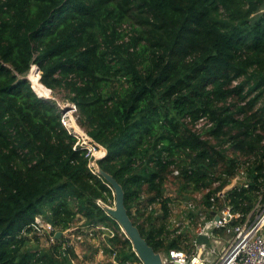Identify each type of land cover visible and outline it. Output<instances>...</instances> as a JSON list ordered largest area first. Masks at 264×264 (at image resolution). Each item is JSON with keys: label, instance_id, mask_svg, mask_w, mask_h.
Masks as SVG:
<instances>
[{"label": "trees", "instance_id": "1", "mask_svg": "<svg viewBox=\"0 0 264 264\" xmlns=\"http://www.w3.org/2000/svg\"><path fill=\"white\" fill-rule=\"evenodd\" d=\"M46 88L106 150L96 163L155 252L191 247L172 211L194 193L228 203L235 223L264 205V0H0V264H71L62 237L29 245L39 219L54 232L106 227L105 253L135 259ZM241 170L246 187L219 196Z\"/></svg>", "mask_w": 264, "mask_h": 264}, {"label": "built area", "instance_id": "2", "mask_svg": "<svg viewBox=\"0 0 264 264\" xmlns=\"http://www.w3.org/2000/svg\"><path fill=\"white\" fill-rule=\"evenodd\" d=\"M71 106L72 108L63 110V112L59 108L61 110V124L76 140L73 149L80 147L86 151V157L89 158L88 168L94 173L93 161L103 158L106 155V150L95 143L79 127L77 116L72 117V113H76V108ZM68 112H70V116H67ZM205 124L206 122L201 119L194 126V129L199 131L201 126ZM206 126L209 127V124ZM177 173V170L173 171V175H177ZM236 177L245 180L242 186L246 187L247 181L242 170ZM222 195L219 193V196ZM201 198V193H194L192 198L184 203V211L180 209L179 220L175 219L177 209L172 211L174 214L172 223L178 227L177 232L184 231V227H187V233H192L193 238L190 243L184 242L186 245H191L189 250H169L167 253H160L162 264H264V205L260 198L254 205L251 214L244 221L236 223L234 221L239 218V215L232 211L228 203L215 206L214 199L211 197L212 205L210 208H206L201 204ZM97 204L102 208L104 206L110 207L100 200H97ZM152 207L154 206H148V210ZM188 210L197 214L196 219L187 216ZM44 224L53 231L55 237L57 232H54L53 227L48 223ZM39 226L40 224L35 227V233L36 230H39ZM77 229L78 233L75 234L71 230L60 232L61 241L64 243L61 246L63 250L73 248L70 243L92 246L96 251L93 252V257L86 264H104V262L106 264H143L136 254L135 259L119 261L116 257L117 253L113 249L110 254L105 253V246L111 249L107 243V237L114 235V232L108 228L103 226L84 227L80 224ZM118 234L126 238L120 227ZM197 237H206L207 243L197 241ZM224 244L226 246L221 250ZM219 249L221 250L220 253L214 258ZM77 257L79 258L78 254Z\"/></svg>", "mask_w": 264, "mask_h": 264}, {"label": "water", "instance_id": "3", "mask_svg": "<svg viewBox=\"0 0 264 264\" xmlns=\"http://www.w3.org/2000/svg\"><path fill=\"white\" fill-rule=\"evenodd\" d=\"M68 109L69 108L66 110ZM93 172L100 176L111 189L114 197L113 206H104L103 209L108 216L118 223L126 238L131 243L132 250L135 252L137 257L143 264H162L160 253L155 252L153 248L148 245L146 240L141 236L139 229L133 224L127 214V210L124 206V192L121 185L115 180V178H113V176L101 170L96 161H93ZM244 182L245 180H241L236 177L220 192V194H224L235 186H241ZM59 236L60 232H57L55 237L57 238ZM197 241L207 243V238L197 237Z\"/></svg>", "mask_w": 264, "mask_h": 264}, {"label": "rangeland", "instance_id": "4", "mask_svg": "<svg viewBox=\"0 0 264 264\" xmlns=\"http://www.w3.org/2000/svg\"><path fill=\"white\" fill-rule=\"evenodd\" d=\"M32 71H37V67L35 65L31 66V68H30V70H29V72H28V74L26 76L27 79H28V75ZM38 73L40 75V72H38ZM29 83H30V86H31V82H29ZM31 88H32V86H31ZM41 98H43L44 100L46 99V100L54 101L58 105V107L60 109H62V112H63V110H66L67 108H72L71 105H73L68 99L65 98L63 93L61 91H58V90L53 92V93L50 91V94L47 95V98L43 97V96ZM75 116H77V111H76V113L75 112L72 113V117L74 118ZM167 185H168V187H167V190L165 191L166 192L165 195H167V196L175 195V191L173 189L174 187L171 188V186L169 184H167ZM112 204H113V202H112ZM112 204L108 205V206L112 207L113 206ZM79 222H81V220H77L76 223H79ZM38 224H40L39 230H36V234H35L37 239H35L33 237L34 235H28V237L32 240V241H29V245L30 246H36V247L37 246L43 247L46 243H50V242H51L52 245H55L54 239H59L60 236L57 237V238L54 237L53 231H51V229H49L47 227V225L44 224V221L42 219L38 220L37 227H38ZM51 237H53V239H51ZM56 244H59V242H57ZM70 246L71 247L73 246V248H71V249L74 252L75 256H77V254L79 256V258L78 257L74 258V257L69 256L71 264H86V262H89L90 259L93 257V250H90V249L88 250L87 249V244L78 245V244L70 243ZM225 246H226V244H224V246H222L221 250H223L225 248ZM40 247H38V248H40ZM221 250L219 249L218 251H216V254L214 255V258L217 257V255L220 253Z\"/></svg>", "mask_w": 264, "mask_h": 264}, {"label": "bare ground", "instance_id": "5", "mask_svg": "<svg viewBox=\"0 0 264 264\" xmlns=\"http://www.w3.org/2000/svg\"><path fill=\"white\" fill-rule=\"evenodd\" d=\"M46 89H47V88H46ZM47 90H48V92H49V94H50V90H49V89H47ZM42 96L47 98V96H44V95H42ZM67 116H70V112H68Z\"/></svg>", "mask_w": 264, "mask_h": 264}, {"label": "clouds", "instance_id": "6", "mask_svg": "<svg viewBox=\"0 0 264 264\" xmlns=\"http://www.w3.org/2000/svg\"><path fill=\"white\" fill-rule=\"evenodd\" d=\"M51 91V90H50Z\"/></svg>", "mask_w": 264, "mask_h": 264}]
</instances>
